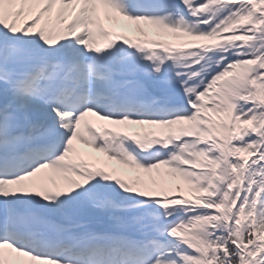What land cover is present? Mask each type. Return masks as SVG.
<instances>
[{"label":"snow or ice","instance_id":"obj_1","mask_svg":"<svg viewBox=\"0 0 264 264\" xmlns=\"http://www.w3.org/2000/svg\"><path fill=\"white\" fill-rule=\"evenodd\" d=\"M0 264H264V0H0Z\"/></svg>","mask_w":264,"mask_h":264}]
</instances>
